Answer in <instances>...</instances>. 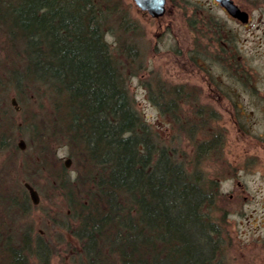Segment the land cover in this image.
Segmentation results:
<instances>
[{"label":"rangeland","instance_id":"1","mask_svg":"<svg viewBox=\"0 0 264 264\" xmlns=\"http://www.w3.org/2000/svg\"><path fill=\"white\" fill-rule=\"evenodd\" d=\"M211 1L167 0L164 15L152 19L132 0H102L110 11L104 38L134 109L157 141L174 149L187 170L214 182L217 195L207 214L221 228L222 263L264 264V0H233L249 15L245 25ZM1 28L0 64L19 62ZM161 89L163 101L175 91L176 113L160 112L151 100ZM50 94L37 84L19 98L12 88L7 92L18 131L10 149L0 150V187L8 191L0 194V214L15 237L45 246L46 264H87L66 196L37 163L42 157L64 166L68 159V180L76 175L61 132L47 134L46 150L37 151L32 128L45 134L53 118ZM24 183L37 192V205ZM28 260L42 263L38 254Z\"/></svg>","mask_w":264,"mask_h":264},{"label":"trees","instance_id":"2","mask_svg":"<svg viewBox=\"0 0 264 264\" xmlns=\"http://www.w3.org/2000/svg\"><path fill=\"white\" fill-rule=\"evenodd\" d=\"M99 2L0 0V26L19 59L0 64V150L10 149L18 131L8 90L19 98L41 85L51 93L53 118L45 134L32 128L37 151L46 150L47 134L61 132L76 175L68 180L56 161L37 163L66 196L87 264H223L221 228L207 214L214 182L187 170L134 109L104 38L110 11ZM161 91L151 100L176 113L175 91L167 101ZM14 233L2 212L0 264H30L34 254L46 264L44 245L31 247Z\"/></svg>","mask_w":264,"mask_h":264},{"label":"water","instance_id":"3","mask_svg":"<svg viewBox=\"0 0 264 264\" xmlns=\"http://www.w3.org/2000/svg\"><path fill=\"white\" fill-rule=\"evenodd\" d=\"M220 7L233 19L239 21L241 24L248 23L249 15L246 11L240 9L233 0H214ZM134 5L141 11H146L150 17L157 19L165 13V0H132ZM11 103L15 105L14 99H11ZM16 108V107H15ZM17 110V108H16ZM20 150L24 149V143L20 140L17 144ZM69 160L64 162V166H69ZM24 189L29 194V197L33 204L38 203V194L28 183L23 184Z\"/></svg>","mask_w":264,"mask_h":264},{"label":"flooded vegetation","instance_id":"4","mask_svg":"<svg viewBox=\"0 0 264 264\" xmlns=\"http://www.w3.org/2000/svg\"><path fill=\"white\" fill-rule=\"evenodd\" d=\"M166 2H167V0H165V6H166ZM211 2H212L213 5H217V6L219 7L220 10H222L223 12H225L224 9H223L222 7H220L219 4H218L217 2H215L214 0H212ZM239 8H240V7H239ZM137 9H138V8H137ZM240 9H241V8H240ZM138 11H139L140 14L143 15L144 17L152 18V17L149 16V14H148L146 11H141V10H139V9H138ZM226 14H227V13H226ZM163 15H164V14H163ZM227 15H228V14H227ZM228 16H229V15H228ZM229 17H230V16H229ZM230 18H231V17H230ZM152 19H153V18H152ZM232 19H233V18H232ZM233 20H235V19H233ZM236 21H237V20H236ZM248 21H249V19H248ZM238 22H239V21H238ZM239 23H240V22H239ZM243 25H245V24H243Z\"/></svg>","mask_w":264,"mask_h":264},{"label":"bare ground","instance_id":"5","mask_svg":"<svg viewBox=\"0 0 264 264\" xmlns=\"http://www.w3.org/2000/svg\"><path fill=\"white\" fill-rule=\"evenodd\" d=\"M26 191V190H25ZM25 194L27 195L28 199L31 201L30 197H29V194L27 193V191L25 192ZM32 203V201H31ZM33 204V203H32ZM33 205H37V204H33Z\"/></svg>","mask_w":264,"mask_h":264}]
</instances>
